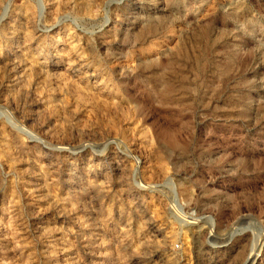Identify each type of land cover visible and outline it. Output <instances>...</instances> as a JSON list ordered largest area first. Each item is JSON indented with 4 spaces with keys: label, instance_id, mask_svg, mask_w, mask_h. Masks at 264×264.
Instances as JSON below:
<instances>
[{
    "label": "rangeland",
    "instance_id": "rangeland-1",
    "mask_svg": "<svg viewBox=\"0 0 264 264\" xmlns=\"http://www.w3.org/2000/svg\"><path fill=\"white\" fill-rule=\"evenodd\" d=\"M253 262L264 0H0V264Z\"/></svg>",
    "mask_w": 264,
    "mask_h": 264
},
{
    "label": "bare ground",
    "instance_id": "bare-ground-1",
    "mask_svg": "<svg viewBox=\"0 0 264 264\" xmlns=\"http://www.w3.org/2000/svg\"><path fill=\"white\" fill-rule=\"evenodd\" d=\"M254 262H255V261H254ZM254 262H253L252 264H256V263H254Z\"/></svg>",
    "mask_w": 264,
    "mask_h": 264
}]
</instances>
